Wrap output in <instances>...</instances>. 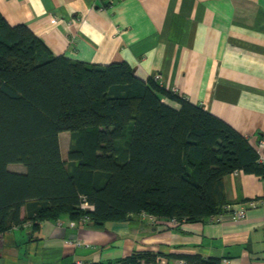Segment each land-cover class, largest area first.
<instances>
[{"label": "trees", "instance_id": "obj_1", "mask_svg": "<svg viewBox=\"0 0 264 264\" xmlns=\"http://www.w3.org/2000/svg\"><path fill=\"white\" fill-rule=\"evenodd\" d=\"M61 132L71 141L66 159ZM235 172L262 177L264 163L221 119L124 63L53 55L0 13V234L24 225L34 233L62 216L88 215L96 226L141 212L203 221L224 212V179ZM83 199L92 211L81 209ZM157 256L221 264L177 252H135L119 264H156Z\"/></svg>", "mask_w": 264, "mask_h": 264}, {"label": "crops", "instance_id": "obj_2", "mask_svg": "<svg viewBox=\"0 0 264 264\" xmlns=\"http://www.w3.org/2000/svg\"><path fill=\"white\" fill-rule=\"evenodd\" d=\"M0 13L11 26H27L53 55L124 63L200 105L255 149L264 137V0H0ZM259 155L264 160V149ZM224 190L234 209L246 207L243 219L223 212L174 228L141 215L103 226L62 216L34 233L24 225L0 234V264H119L135 252L264 264V175L232 173ZM75 240L88 247L66 243Z\"/></svg>", "mask_w": 264, "mask_h": 264}, {"label": "built area", "instance_id": "obj_3", "mask_svg": "<svg viewBox=\"0 0 264 264\" xmlns=\"http://www.w3.org/2000/svg\"><path fill=\"white\" fill-rule=\"evenodd\" d=\"M156 80L160 81L161 80L160 76H157ZM263 149H264V137H261V138H259V140H258V142L256 144V151L259 154L260 151L263 150ZM259 157H260V155H259ZM260 161L262 163H264V160H262L261 157H260ZM255 205H257V203H255V202L248 203V207H254ZM80 207H81L82 210H85V211L86 210L87 211H92L93 210V207L90 204H88L84 199H83ZM223 209H224V213H229L233 217H235L236 219H239V220L243 219L245 217V215H246V207H242V208H239V209H234L231 204H228V205H225ZM140 215H141V217L149 219V220H154L155 219L154 216L146 214L145 212H141ZM220 215H222V214H220ZM214 217H216V216L211 217V219H213ZM80 220L83 221V222H86V221H89L90 219H89L88 215H84L82 218H80ZM166 223H167L168 226H171V227L175 228V227H179L182 224H185L186 222H185V220L178 221L176 218H171ZM66 243L67 244H71V245L76 246V247H80V246L88 247L87 245L82 244L80 241H77V240H75V241H66ZM155 263L156 264H168V260L165 257L157 256L155 258ZM75 264H83V263L78 261ZM175 264H187V263L184 260H175Z\"/></svg>", "mask_w": 264, "mask_h": 264}, {"label": "rangeland", "instance_id": "obj_4", "mask_svg": "<svg viewBox=\"0 0 264 264\" xmlns=\"http://www.w3.org/2000/svg\"><path fill=\"white\" fill-rule=\"evenodd\" d=\"M70 136L68 132H61L60 133V148H61V154L63 159H66L67 151L70 145ZM8 169L11 172H24L25 167L21 164H11L8 166Z\"/></svg>", "mask_w": 264, "mask_h": 264}]
</instances>
